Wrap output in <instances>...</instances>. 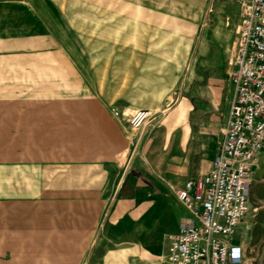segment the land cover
<instances>
[{"label":"crops","instance_id":"1","mask_svg":"<svg viewBox=\"0 0 264 264\" xmlns=\"http://www.w3.org/2000/svg\"><path fill=\"white\" fill-rule=\"evenodd\" d=\"M14 3L28 8L21 0H0V4ZM140 7L148 9L150 18L153 13L160 14L167 19L163 23L178 30L128 34L127 40L132 41L131 49L125 51L129 64L121 71L139 75L123 81L127 86L115 98L92 100L123 139L98 158L100 162L92 163L94 159L89 158L68 164L55 152L47 155L50 152L43 138L62 134L46 128L45 109L39 99L0 96V186L21 189L0 193V212L106 215L101 230H95L101 234L96 241L92 226L86 227L85 251L76 262L85 259L93 241L95 247L102 245L103 251L89 257L91 264H164L161 256L166 254L169 235L176 234L189 216L174 188L210 171L234 97L227 59L241 24V0H195L190 13L158 11L164 8L158 1ZM28 73V66L0 65V89L28 90ZM152 95L156 103H149ZM167 96L171 99L161 101ZM112 107L124 116L115 115ZM139 109L150 110L152 115L149 123L135 132L128 122ZM29 138H41V142ZM53 144L54 150L62 146L60 141ZM251 177L252 206L251 198L264 200V195H254L257 183L264 188V149ZM29 185L38 187L30 190ZM253 215L256 212H249L234 234L233 242L242 246L244 256L234 264H255V249L246 242L252 231L248 217ZM6 218L0 221V249L11 248L20 240L28 243L30 237L22 233L35 231L24 219L16 218L19 222L15 224Z\"/></svg>","mask_w":264,"mask_h":264},{"label":"rangeland","instance_id":"2","mask_svg":"<svg viewBox=\"0 0 264 264\" xmlns=\"http://www.w3.org/2000/svg\"><path fill=\"white\" fill-rule=\"evenodd\" d=\"M150 1H158L164 7L158 11L190 13L195 0H21L28 8L21 3L0 4V65L29 67L28 90L0 89V96L39 99L45 109L46 128L52 127L62 134L43 138L50 152L47 155L53 156L55 152L68 164L74 159L84 163L89 158L96 163L113 146L122 143L105 112L92 100L115 98L127 86L123 81H132L133 76L139 75L121 71L129 64L125 51L131 49L132 41L127 40L128 34L178 30L175 25L163 23L167 19L160 14L153 13L150 18L148 9L138 8ZM148 99L149 103L157 100L155 95ZM161 99L168 101L171 97ZM119 115L124 116V112ZM151 115L150 112L149 121ZM130 127L135 132L142 129L131 124ZM29 139L41 142V138ZM54 141L61 142L60 149H53ZM257 184L254 195L261 197L264 188ZM27 187L36 191L38 186ZM10 188L21 190L20 186L1 185L0 193ZM251 201L250 215H256L248 217L252 231L246 242L255 249L257 264L264 249V200ZM6 216L15 224L24 219L35 232L22 233L30 237L28 243L13 240L16 242L11 248L0 249V264H91L89 257L100 256L103 251L102 245L95 247L96 242L93 243L101 235L95 230H101L106 221L101 212H0V221ZM87 226L94 230L93 241L85 259L76 262L80 252L85 251Z\"/></svg>","mask_w":264,"mask_h":264},{"label":"built area","instance_id":"3","mask_svg":"<svg viewBox=\"0 0 264 264\" xmlns=\"http://www.w3.org/2000/svg\"><path fill=\"white\" fill-rule=\"evenodd\" d=\"M241 3V24L227 59L234 97L225 131L210 171L174 188L189 216L169 235L164 264H234L244 257L233 239L250 212L252 167L264 149V0ZM149 117V110L139 109L129 122L144 128Z\"/></svg>","mask_w":264,"mask_h":264},{"label":"water","instance_id":"4","mask_svg":"<svg viewBox=\"0 0 264 264\" xmlns=\"http://www.w3.org/2000/svg\"><path fill=\"white\" fill-rule=\"evenodd\" d=\"M259 263H260V264H264V249H263V251H262V253H261Z\"/></svg>","mask_w":264,"mask_h":264}]
</instances>
